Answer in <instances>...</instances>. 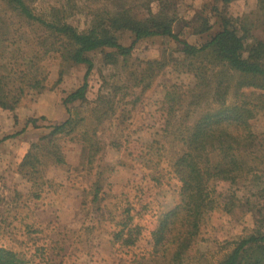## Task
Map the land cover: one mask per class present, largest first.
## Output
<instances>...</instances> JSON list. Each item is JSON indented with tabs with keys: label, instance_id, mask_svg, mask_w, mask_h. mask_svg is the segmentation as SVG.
<instances>
[{
	"label": "trees",
	"instance_id": "1",
	"mask_svg": "<svg viewBox=\"0 0 264 264\" xmlns=\"http://www.w3.org/2000/svg\"><path fill=\"white\" fill-rule=\"evenodd\" d=\"M234 1L238 0H207L211 15L201 17L197 31L206 40L191 45L174 33L176 13L170 0H57L48 7L42 0H0V36L16 28L34 34L38 56L55 57L60 63L56 87L68 68L85 69L82 85L62 100L66 120L34 140L16 168L31 184L27 200L33 205L49 182L44 179L48 169L66 164L64 140L80 132L85 154H103L98 133L108 123V144L120 150L124 124L140 102V97L132 98L135 90L144 94L167 67L195 78L190 88L166 89L164 105L170 120L160 140L141 145L144 179L156 192L166 194L149 248L136 250L143 236L136 219L141 211L129 209L116 215L104 207L105 213H100L107 195L103 191L106 172L98 165L90 189L83 193L81 206L96 207L90 225L79 231L84 234L70 243L69 233L52 224L32 225L26 237L15 242L18 247L1 249L0 264H68L80 249L90 248L97 233L106 235L110 247L127 258L126 264H264V142L252 129L254 121L264 118V40L254 35L256 29H264V0H256L255 15H245L238 22L222 13ZM154 39H170L182 48L163 51L159 60H130L140 43ZM95 54L100 57L97 68ZM108 65L122 66L124 80L120 85L103 81L91 105L88 78L94 69ZM45 90L38 79H21L17 86L0 90V109L13 114L26 96ZM116 119L120 123L111 125ZM39 121L45 119L29 118L26 125L38 128ZM19 134L4 136L0 145ZM174 142L184 147L178 157L171 156ZM87 162L91 172L97 161L88 157ZM219 183L229 185L226 193L217 192ZM22 198L16 192L13 199ZM221 198L227 215L235 206H247L254 227L211 263L199 244L206 240L210 213L221 209ZM49 227L53 237L43 241L39 234ZM55 234L58 238L53 239ZM83 254L89 255V249Z\"/></svg>",
	"mask_w": 264,
	"mask_h": 264
},
{
	"label": "rangeland",
	"instance_id": "2",
	"mask_svg": "<svg viewBox=\"0 0 264 264\" xmlns=\"http://www.w3.org/2000/svg\"><path fill=\"white\" fill-rule=\"evenodd\" d=\"M56 1L42 0V5L48 7L54 5ZM170 1L176 13L174 33L180 40L191 45L202 44L206 40V35H200L197 31L201 17L211 15L207 9V0ZM222 13L231 21L238 22L245 15L257 13V2L234 1L223 7ZM210 20L211 23L214 21ZM82 22L83 19L79 21L80 29L84 27ZM216 29L214 27L213 31ZM254 35L264 40V29H256ZM33 37L34 34L24 28L11 29L6 35L0 36V90L17 86L21 79L23 81L38 79L46 87L44 93L26 96L13 114L0 109V139L20 133L0 145V251L2 248L18 247L15 242L23 240L28 233V227L35 224L43 228L47 224H52L58 231L68 232L70 243H75L77 236L84 234L79 231L90 225L94 219L96 207H82L81 204L83 193L90 189L98 165L104 167L106 172L103 191L107 195L106 200L100 204V213H105L104 207L116 215L129 209L141 211L136 219L143 228V236L136 250L149 248L151 232L155 229L166 199L163 191L156 192L147 184L148 180L144 179L146 170L139 158L141 145L152 140H160L162 128L170 120L164 105L166 89L173 85L184 89L190 88L195 85V78L191 74L179 73L167 67L144 94H141L139 89L135 90L132 98L140 97V102L124 124L126 128L121 125L126 130L120 150H115L108 144L110 134L108 123L104 124L98 133V139L103 145V154L95 155L93 151L85 154L80 132H75L70 139L64 140L61 146L66 164L48 169L44 179L49 182L40 200L33 205L27 200L31 184L16 173V168L34 140L48 132L51 125L63 123V116L67 118L62 100L65 93L82 85L85 75L83 67L68 68L62 83L56 87L55 83L61 70L60 63L55 57L38 56V48ZM170 48H182V45L170 39L142 42L136 47L130 60L132 62L159 60L162 52ZM92 58L97 61V68L100 57L95 54ZM15 72L16 76L13 75ZM123 80L124 72L120 65H108L100 71L94 69L88 78L87 100L92 105L103 81L120 85ZM53 86L54 90L50 92ZM40 117L45 121H39L38 128L26 125L27 119ZM118 123L120 120L116 119L111 125ZM252 129L258 141L264 142V118L254 121ZM170 148L173 157H178L184 151L183 145L179 142H174ZM88 157L97 161L91 172ZM110 166L113 167V171L109 173ZM228 189L227 183L217 185V192L220 194L226 193ZM16 192L23 195L22 200L17 202L13 199ZM26 200L27 204L24 206ZM219 203L221 209H215L208 217L209 226L204 233L206 240L199 244V250L208 255L211 263H216L222 258L230 251V243L243 238L254 227L253 215L247 206L243 204L235 206L231 214L227 215L222 210L224 198H221ZM50 232L49 227L39 234V237L43 235V241L47 237L52 238L53 234ZM94 236L90 248L80 249L70 257L68 264H126L127 258L117 254L110 247L106 235L97 233ZM56 238L58 237L55 234L53 239ZM46 241L49 242L50 239ZM87 249L89 255H84Z\"/></svg>",
	"mask_w": 264,
	"mask_h": 264
},
{
	"label": "crops",
	"instance_id": "3",
	"mask_svg": "<svg viewBox=\"0 0 264 264\" xmlns=\"http://www.w3.org/2000/svg\"><path fill=\"white\" fill-rule=\"evenodd\" d=\"M66 119H65V116H63V121H65Z\"/></svg>",
	"mask_w": 264,
	"mask_h": 264
}]
</instances>
